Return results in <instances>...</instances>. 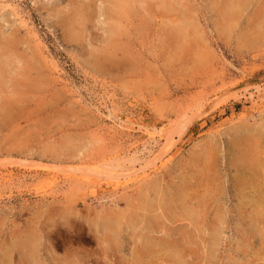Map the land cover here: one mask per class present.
Returning a JSON list of instances; mask_svg holds the SVG:
<instances>
[{"label":"rangeland","instance_id":"obj_1","mask_svg":"<svg viewBox=\"0 0 264 264\" xmlns=\"http://www.w3.org/2000/svg\"><path fill=\"white\" fill-rule=\"evenodd\" d=\"M111 9L0 0V252L36 229L54 264H264V0H133L113 41ZM182 188L207 204L195 228L166 205ZM144 203L151 233L76 229Z\"/></svg>","mask_w":264,"mask_h":264},{"label":"bare ground","instance_id":"obj_2","mask_svg":"<svg viewBox=\"0 0 264 264\" xmlns=\"http://www.w3.org/2000/svg\"><path fill=\"white\" fill-rule=\"evenodd\" d=\"M242 1V0H241ZM89 2L81 3L76 5V8L73 14L70 17V31L73 35L78 36V31H82L85 26L86 16L88 12ZM131 9H133V0H112V9L109 12L108 18L110 19L109 26V40L113 41L118 38L121 29V23L124 21V29L128 28L130 24ZM233 12L225 10L224 14L231 15ZM88 18V17H87ZM77 30V31H76ZM126 37V36H123ZM9 45L7 40H1L0 38V91H4L8 88V85L11 84L8 64H10L8 59L6 60L3 56V53L8 52ZM11 51V50H10ZM7 54V53H6ZM9 54V52H8ZM5 55V54H4ZM9 80V81H8ZM18 102L17 99H14L12 102H6L8 104ZM92 180V179H91ZM183 188L181 190L177 189L174 193L173 198H170L166 205L173 208V211L183 212L184 219L188 222V225L191 227H196L198 223L202 220L201 218H206V201L203 199L195 200L194 206H189L183 193ZM242 191H239L241 194ZM203 198V197H202ZM161 202L157 203V206L161 205ZM164 204V203H163ZM192 205V204H191ZM253 218L251 222L257 227L261 222V217L264 214V200L263 202L253 201ZM262 205V206H260ZM147 203L143 205L142 211L139 213L135 212H112L107 214H97L96 219L87 220L84 222L75 221L76 229L81 233L91 232V233H101L104 236V239H110L112 241L113 233H123L124 229L134 226V222L140 220V224L143 225L142 233H151L150 229L152 224L156 221V215L147 216L144 212L147 207ZM257 207V208H256ZM199 210H198V209ZM221 210L217 209L215 215L216 225H212L217 230H222L223 216L221 215ZM220 212V213H219ZM202 213V216L200 215ZM66 224V223H65ZM63 224V225H65ZM197 224V225H196ZM140 226L138 228H140ZM69 227V226H68ZM71 228V227H69ZM140 232V231H139ZM22 233V232H19ZM26 234H17V236H10L8 238V244L3 251L0 252V264H54L48 259L47 256H42L39 246L41 244V235L38 234L36 229H29L24 232ZM153 233V232H152ZM180 233H184L183 231ZM114 242V241H112ZM111 242V243H112ZM105 243V242H104ZM141 253L149 252L151 249L150 246L145 242L142 245ZM106 250L102 248V251Z\"/></svg>","mask_w":264,"mask_h":264}]
</instances>
